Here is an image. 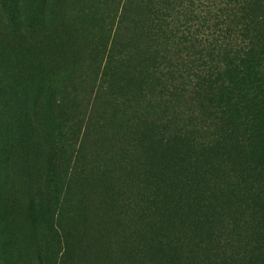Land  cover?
<instances>
[{"label":"rangeland","instance_id":"obj_1","mask_svg":"<svg viewBox=\"0 0 264 264\" xmlns=\"http://www.w3.org/2000/svg\"><path fill=\"white\" fill-rule=\"evenodd\" d=\"M152 1L134 26L127 0H0V264H162L173 236L188 238L166 224L189 220L184 200L239 234L246 166L200 152L217 102L185 73L187 45L166 40L187 16Z\"/></svg>","mask_w":264,"mask_h":264},{"label":"trees","instance_id":"obj_2","mask_svg":"<svg viewBox=\"0 0 264 264\" xmlns=\"http://www.w3.org/2000/svg\"><path fill=\"white\" fill-rule=\"evenodd\" d=\"M151 1L127 0L129 4L124 8L125 14L134 17L131 25L136 26L144 16L139 14L138 6ZM159 1L166 7L172 5L179 9L177 13L187 18L170 30L169 36L160 32L164 38L157 45L170 36L176 39L177 45H187L184 49L191 60L185 65V73L196 78L197 89L210 93L217 102L213 106L216 117L209 128L213 129L212 133L203 140L204 145L201 143L199 150L210 154L219 152L221 160L224 155L220 150H233L238 164L246 166L247 178L240 184L243 186L235 187L233 196L238 198L233 203L240 213L246 211L248 214L242 221L238 219L236 232L239 234L231 240L221 232L220 224L226 223L225 218L209 213L210 208L212 211L216 208L213 204L205 205L204 200H184L192 216H188L189 220H180L172 211L166 224L177 233L186 231L188 238L173 236L174 241L167 246L161 259L162 264H264V0H219L217 6L212 0ZM186 2L188 7L183 6ZM203 3L208 4L204 6L206 13L198 11ZM211 7L212 12L218 10L214 18L210 16ZM199 17L204 22L201 24L203 35L197 27L194 29L193 22ZM147 21L149 19L141 21L140 31L146 28ZM228 27L241 38L239 43L236 38L229 39ZM151 69L149 79L155 84L160 69L158 66ZM194 71L196 73L192 74ZM144 79L139 74L131 81L144 83ZM198 177L200 180L201 176ZM219 206L227 207L228 203L219 202ZM175 218L179 219L176 224Z\"/></svg>","mask_w":264,"mask_h":264}]
</instances>
